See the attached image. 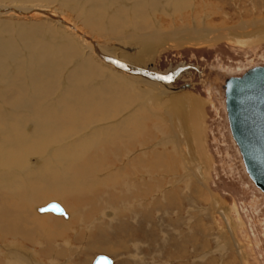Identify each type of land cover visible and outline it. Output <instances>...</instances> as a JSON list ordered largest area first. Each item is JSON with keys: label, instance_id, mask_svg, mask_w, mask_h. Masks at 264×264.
<instances>
[{"label": "rangeland", "instance_id": "1", "mask_svg": "<svg viewBox=\"0 0 264 264\" xmlns=\"http://www.w3.org/2000/svg\"><path fill=\"white\" fill-rule=\"evenodd\" d=\"M76 1L70 0L69 2L75 4L74 2ZM133 1L115 0L112 3L110 0H91V2H94V6L97 4L98 12L100 13L101 11L100 16L103 17L102 20L100 19L103 22H97V24L93 22L94 25L87 28L90 32L91 30L94 32L90 36H93L99 42V49L103 46L113 48V43L118 40L117 38L125 35L123 33V25L121 26L122 28L117 29L118 27L112 23L111 18L116 12L128 9L126 19L128 22L126 27L128 28L126 29H138L133 23H135L138 17L135 14H139V11L134 14L135 8ZM58 2L59 4H57ZM58 2L53 5L61 11L60 1L58 0ZM130 3H132L131 6ZM144 3L145 5H142V8H146V6L147 8L141 16H146L144 14H147L150 17L152 12L154 17V22L145 30H157L164 35L181 32L182 35L187 37H183L176 42L167 41L161 43L159 47L160 51L156 56L155 62H152L150 64L151 66L146 67V69H144L145 67H140L141 69L139 71L147 73L153 71L160 74V72L167 70L178 69V72L171 79H165V82H171L173 84V91H178L173 92L170 96H177L185 104V114L188 116L190 122L187 124L189 126L191 125V135L192 138L194 137L191 140L192 138L188 135L191 138L188 137L191 140V148L195 150L193 151V162L194 164L195 161L202 164L201 168H203L205 174L206 185L212 194L211 197L217 198L220 204L222 203L220 206L229 213L228 215L234 232L232 233L228 230L223 216L217 210H213L210 194L208 198L195 195L196 199L194 202L189 203L186 201L187 199H185L184 195L189 193L188 186L193 182V179L186 176L188 172L185 169L186 166H184V159L189 158L191 155L189 156L185 153V148L184 150L181 148L182 154L185 153L183 157L180 156L181 153H175L182 170L177 172L175 176L170 175L173 180L175 179L174 183H168V181H171L170 176H166L165 178L164 176H159L160 178H158L160 180H166V184L161 186L158 192H155L156 194L153 192L146 198V206L137 207L136 204L142 199L131 198V196H126L127 198H124L123 203H119L118 205L109 203L108 197L110 194L107 190L110 189L104 187L105 184L111 186L107 178L109 175L119 172V167L126 163L127 158L138 153L142 154L143 157L144 152L152 151V149L159 151H163L164 149L174 153L173 143L165 144L164 146L161 145L162 140H164L163 136L167 135L168 137L166 136V138L169 140L173 136L168 135L167 133L169 131L163 126V122L153 116L154 114L165 112V109L170 105V97H167L160 103L159 101L161 100H157L158 103L154 101L153 103H147V106H142L140 100L137 99V96H143L141 87L133 80L125 78L127 76L125 70L120 71L111 65L107 66V69L117 79L118 85L120 86L119 92L121 99L126 101V104L122 103V100L119 101L118 104H121L114 107L116 111L112 116L113 118H107L105 119L106 121H98L94 124L98 125L97 129L99 130L100 128L103 130L105 127L117 126L119 121L125 118L130 119L131 113L135 114L133 111L138 109L141 113L149 117L147 123L151 131L149 130L150 132L146 133L148 139L143 142L146 144L138 143L132 145L127 152L113 157V164L108 162L110 159L112 161V158L109 157L106 160L102 154H95L94 159L103 161L104 163L107 162L105 165L108 166L102 167L100 170L106 169L98 173H95L96 169L94 165L92 170H87L84 174L82 168L83 162L80 160L76 166L81 171L79 175L71 178L72 174L69 170L67 171V168L66 170L62 168L65 164V155L58 156L57 153L63 151L64 145L66 146L67 144L66 150L70 154L82 155L83 145L95 144L97 137H93V140L90 139L91 135H88L92 134L90 132L93 131L91 129L93 123L84 126L85 124L82 122L88 121L89 119H85L84 121V119H80L76 115V113H81L84 116L86 114V105L84 106L81 100L76 101L74 97L75 93L72 94L68 90L64 92L63 88L65 85L62 83L54 95L51 94L49 98H46L44 101L42 100V104L45 103V106H48L47 108L49 109L60 108V106L66 109L67 107L70 108L71 110L65 109L66 116L69 115L66 123L75 122V126L70 129L71 132L75 130V134L71 138L68 137L65 141L63 140L61 142L57 141L63 139L64 135L56 137L54 141L44 146L46 150H40V148L36 153L27 158L28 165L34 164L35 159H40V157L44 158L47 162L45 161L43 164L46 167L49 165L44 174L41 172L42 167L36 169L30 167V170L27 171L25 168L20 172L21 176L14 175L10 167H0V171L4 172L8 170L10 171L8 175H14L13 181H10L9 184H13L20 178L27 176L29 179H26L27 182L23 180L22 184H26V187L28 185H38L40 189L38 194L41 195L47 188L50 190L57 188L68 193L69 191H76L75 194L79 193V195L84 191V197L82 199L77 198L79 199L77 202L66 201V204L62 201V197L46 198L43 201L38 197L36 201H29L33 204L32 220L34 222L32 224L33 226H39L40 224L43 231H39L38 235L31 242L25 240V238L23 240V237L20 236L11 234L4 235L5 233L2 234L3 232H0V264H19L13 256L24 254L23 252H25L24 255L27 264H92L97 254H105L112 257L114 264H264V193L254 184L246 172L239 149L231 135L224 101L225 95L221 87L224 76L241 74L249 67L264 64V33L255 38H251V40L230 36L231 32H238L244 25L250 27L253 24H264V0H150V2ZM67 7L66 10L68 9ZM72 12L77 16L79 11ZM68 15L71 16V14ZM12 19L10 18L9 20L12 21ZM190 28L215 32H211L212 34L208 38H201L199 40L191 39L189 36L192 33L188 30ZM53 31V33L50 32L51 36H48L49 39L40 41V43L50 47L53 46L51 48H55L58 44L61 46L64 45V42H59L58 38L60 34L62 35V32L55 29ZM114 31L118 32L116 33ZM135 32H139V30L133 31L132 33ZM37 42H35V45H37ZM132 50L134 51L135 48ZM71 55L72 57H76L75 54ZM24 57L22 55V58H19L18 61H24ZM77 58L80 57H76L75 59ZM110 59L116 60V58ZM81 62L79 61V63ZM9 63L8 71L12 72L13 63L11 60ZM68 65L71 66V63ZM20 68L22 67L20 66ZM72 68H78V65H73ZM149 68L152 69L150 70ZM113 70H117V72ZM180 72H183L182 76L177 78ZM92 75L95 76L94 74ZM22 76L24 74L21 72L20 77L22 78ZM20 77L17 74L18 80ZM119 77L124 78V81L128 84ZM108 78L109 76L100 78L99 81H93L97 82V86L93 88L97 89L99 86L97 91H100L102 87H105L104 84ZM62 80L65 82V78ZM91 82L89 81V83ZM123 86L128 87V91ZM129 86L132 87V90ZM71 97L72 100L69 103L67 99H71ZM94 97L92 96L91 98ZM141 101L143 102L142 99ZM45 106L41 105L40 108L42 109ZM73 107L75 109L72 110ZM33 120L30 114L28 118L23 119L28 124L25 129L28 134H30L29 132H33L30 131L35 126L33 123L35 121ZM50 126L52 127L51 123H49L47 128L49 129ZM152 126L155 127L151 129ZM158 127H162L163 130L161 128L158 129ZM67 129L68 126L64 123L63 127L57 130L63 134V131ZM101 136L102 139L104 137V139H108L102 135V132ZM83 140L84 143L82 145L80 141L83 142ZM109 142L105 144L110 145L108 144ZM9 147L6 142L0 144V159H6V153L9 152ZM118 154L120 153L118 152ZM187 155L188 157H185ZM123 158H125L124 161H121ZM148 158L150 156H147L144 161H148ZM50 160L51 164L48 163ZM0 162L3 164L2 160ZM61 172L66 175L65 181L62 183L59 182L60 178L58 179L57 177L61 175ZM37 174L41 175L39 176L40 181L37 179ZM55 174L56 178L53 180L54 186L48 187L46 182L49 179L47 177H53ZM83 174L84 179L88 180V183L82 182L81 184V176ZM93 177H96L95 179L98 180L93 181ZM145 178H150L148 181L155 183L154 179L157 177L153 176L152 178L145 174ZM76 179H78L77 183L74 182ZM129 183L132 184V181L129 180ZM22 187L20 188L23 190L24 186ZM119 187L118 184H114L115 189L120 190ZM94 189H98V192L103 194L101 196L105 201H102L100 198L96 199L91 192L89 194V190L93 191ZM170 189L179 190V194L183 196V201H180L183 207L165 206L168 202H165L166 198H164L163 192H167ZM88 194L91 196L90 198L94 197L96 200H86L89 198H86ZM117 196L119 197L120 195L118 194ZM156 197L161 200L154 205V210H151L150 207L152 206L153 199ZM50 201H57L62 204L68 213V218L63 215L58 216L53 212L38 213L39 211L36 210L38 209L37 207L45 205ZM131 209L133 210L128 212ZM90 210L93 213H90ZM115 210L117 212L116 216L113 215ZM45 213L50 214L44 215ZM73 215L77 217L75 223H70L71 226L69 229L63 232L60 231V234L52 232L53 230L58 231L56 222L53 223L55 229L51 230L41 222L43 217H50L52 219L53 217L55 219L61 218V221L68 222L72 220ZM144 216H147L148 219L145 220ZM24 224L30 225L28 223ZM104 224H107V226ZM98 227L100 230L97 229ZM120 227L121 230L119 229ZM37 230L38 228H36V232ZM96 243H103L102 246L99 244L100 247L111 245V249L113 250L112 252H108L103 248H92V246L97 247L95 246Z\"/></svg>", "mask_w": 264, "mask_h": 264}, {"label": "bare ground", "instance_id": "2", "mask_svg": "<svg viewBox=\"0 0 264 264\" xmlns=\"http://www.w3.org/2000/svg\"><path fill=\"white\" fill-rule=\"evenodd\" d=\"M59 1L60 8L62 9L61 11L59 8L53 5L56 4L58 0H0V144L2 142H6L7 145L10 146L9 152L6 153V159H0L3 162V164L0 162V167H10L14 172V175L18 176H21L20 172L25 168L27 171L30 170V167H34L35 169L42 167L41 172L44 174L49 166L48 165L46 167L43 164L46 161L44 158L40 157V159H35L34 164L29 165L27 158L36 153V151H38L40 148V150H46L44 146L54 141L56 137H61L64 135L63 139L57 141L61 142L63 140L65 141V139L68 137L71 138L75 134V130L72 132L70 131V129L75 126V122L73 121L74 123H66V119L69 116H66V108L60 106V108L58 107L55 109H49L47 108L48 106H45V103L42 104V100L44 101L46 98H49V95L51 94L54 95L62 83H64L66 86L63 88L64 92L68 90V92L70 91L72 94L75 93L74 97L76 101L81 100V102L84 103V106L86 105V114L84 116L81 113H74H76L80 119H84V121L85 119H89L88 121L82 122L85 124L84 126L93 123L91 126L93 131L90 132L92 134L88 135H91L92 138L90 137V139L97 137L95 139L96 143L93 145H83L84 140L83 142L80 141V143L84 146L83 153H81L82 155L75 153L70 154V152L66 150L68 146L67 144L66 146L64 145L63 151L57 153L58 156L65 155V164L62 168L65 170L67 168V171L69 170V172L72 174L71 178L79 175L81 169H79L76 164L80 160L83 162L82 168L84 174L87 170H92L94 165L96 169L95 173H98L106 169L104 168L100 170L102 167L106 166L105 164H107V162L104 163L102 161V163L100 160L94 159L95 154H102L106 160L109 157L112 158V161H110V159L108 162L113 164V157L127 152L129 147L132 145L138 143L146 144L143 143L148 139L146 133L151 131L150 126L147 123V121H149V117L141 113L138 109L133 111L135 114L131 113L130 119L125 118L124 120L119 121L117 126H111L108 128L105 127L103 130L100 128L99 130L97 129L98 125L94 124L95 122H101L107 118H111L116 111L114 107H117L121 104H118V102L122 100L121 94L119 92L120 86L118 85V81L115 76L112 75L107 69V66L112 65L113 67L118 68L120 71L125 70L127 74L125 78L133 80L141 87V93L143 96H136L137 99L140 100L142 106H147V103H153L154 101L158 103L157 100H161L159 101L160 103L163 102L167 97H170V105H168L164 113L154 115L151 113L150 114L160 119L163 122V126L169 131L167 134L173 136V138L169 140L166 138L167 135L165 134L166 136H163L164 140H162L161 145L164 146L165 144L167 145L169 143H173L172 145L174 153L170 150V152H168L164 149L163 151L152 149V151L150 150L144 152L143 157L142 154L138 153L127 158L126 163L124 162L125 164L119 167V172L115 171L116 173L109 175L107 178L110 181L111 186L105 184L104 187L110 189L107 190L110 194L109 197L107 196L109 198V203L118 205L119 203H123L126 196H131V198L142 199L136 204L137 207L146 206V198H148V196L153 192H158V189L166 184V180H160L159 178L161 176H164V178L170 175L175 176L177 172L182 170L175 154L177 152L178 154L181 153L180 156L182 157L185 153H187L189 156L191 155V158H183L185 161L184 166H186L185 169L188 172L186 176L193 179V182L188 186L189 193L184 195L185 199H187L186 201L189 203L194 202L196 199L195 195L198 197L208 198L210 194L211 197L212 194L206 185L205 174L203 168H201L202 164H200V162L197 163L196 161L194 164L193 162V151L195 150L191 148V140H193L194 137L192 138L191 135V125H188L190 122L188 120V116L185 114V104L177 96H170L173 92H178L173 91V84L171 82L166 83L165 79L159 78L172 77L178 72V69L167 70L165 72H160V74L153 71H149L150 73L139 71L141 69L140 67H145L144 69H146V67L151 66L150 64L152 62H155L156 56L160 51L159 47L161 43L167 41L176 42L187 36L182 35L181 32L165 34V36L163 33L162 35L161 32L157 30H145L154 22L152 12L150 17H148L147 14H144L146 16H141L147 8V6L146 8H142V5H145L144 2H150V0H134V14L138 11L139 14H135V16L137 15L138 17L136 16L137 18L133 24L134 26H137L136 28L138 29H126L128 28L126 27V24L128 23L126 20L128 16V9H125V11L121 10L116 12L111 18L112 23L118 27L117 29L123 25V33H125V35L117 38L118 40L113 43V48L103 46L99 49V42L93 36H90L91 34H94V32L92 30L91 32L87 30L88 27H92L94 25L93 22L96 24L97 22H103L101 21L103 17L100 16L101 11L100 13L98 12L99 9L96 6L97 4L94 6V2H91V0H77L74 2L75 4L69 2L70 0ZM110 1L113 3L115 0ZM57 4H59V2ZM116 4L115 6H117ZM131 5L132 3H130V6ZM66 7L68 8L67 10ZM72 11L79 12L76 16ZM68 14H71V16ZM130 14L132 15V13ZM10 18H13L12 21L9 20ZM53 29L62 32V35L60 34L58 38L59 42H64V45L61 46L57 43L58 45L56 47L54 46L55 48H51L53 46L50 47L46 46V44L40 43V41H44L48 38V36H51L50 32H52ZM137 30H139V32L132 33L133 31ZM188 30H190L192 33L189 38L198 40L201 38H208L210 34L215 32L210 30L200 31L191 28ZM114 32L117 33L118 31ZM262 33H264V24H253V26L250 27L248 25H244L241 30H238V32H231L230 36L232 35L233 37H241L243 39L251 40V38H255ZM36 39L39 41L37 42ZM35 42H37V45H35ZM134 48L135 50L133 51L132 49ZM71 54H75L76 57L80 58L75 59L76 57H72ZM22 55L25 56V59L24 61H21V64L20 60L18 61V59L22 58ZM110 58H116V60ZM10 60L13 63L12 72L8 71L10 66L8 63ZM73 60L74 62H72ZM79 61L82 62L79 63ZM69 63H71V66L68 65ZM76 64L78 65V68H72V66ZM20 66L22 68H20ZM113 71L117 72V70ZM21 72L24 74L22 78L20 77ZM182 73L183 72H180L177 78L181 77ZM17 74L18 77H20L19 80L17 79ZM108 76L109 78L107 80L105 79V87H102L100 91H97L99 86L97 89L93 88L97 86V82L93 81H99L100 78ZM63 78H65V82L62 80ZM119 78L124 81V78ZM89 81L92 82L89 83ZM124 82L128 84L126 81ZM123 87L128 91V87ZM130 88L132 90V87ZM92 96L95 97L91 98ZM95 99L97 100L95 101ZM67 100H69V103H71L72 97L71 99L68 98ZM122 103L126 104V101H123ZM41 105H44L45 107L41 109ZM147 108L145 109L147 112H149ZM67 109L70 108L67 107ZM73 109L75 108L73 107L72 110ZM29 114L31 118L34 119L33 121H35L33 122L35 126L30 130L33 132H29L30 134H28L25 130L28 124L23 121V119L28 118ZM49 123L52 124V127L50 126L48 129L47 126ZM64 123L67 124L68 129L63 131V134H61L58 130L63 127ZM154 127L155 126H152L151 129ZM160 128L163 130L162 127H158V129ZM101 132L102 135L106 136L108 139H104L105 137L102 139V136L100 137ZM160 132L162 131L160 130ZM188 137L191 140H189ZM117 138H119V140H117ZM115 139L116 141H114ZM130 139H132V141H130ZM106 142H109L108 144L110 145H106ZM192 144L194 145V143ZM82 145L80 146L82 147ZM181 148L183 150L185 148L184 154H182ZM118 152L120 154H118ZM188 155L185 157H188ZM147 156H150V158H148V161L145 162L144 159L147 158ZM124 159L125 158H123L121 161H124ZM48 163L51 164V160L48 161ZM134 165L136 166L134 167ZM8 174H10V171L8 170L4 172L0 171V232H3L2 234L5 233L4 235L11 234L14 236H20L23 237V240L25 238V240L30 242L34 239V237H36V235H38V232H42L43 229L40 224L39 226H33V204H31L29 201H36L38 197H40V200L42 201L46 198L62 197V201L66 204V201L77 202V200H79L77 198L82 199L85 194L84 191L81 195H79V193L75 194L76 191L71 192L67 190L69 191L68 193L57 188L52 190L47 188V190L41 195L38 194V191H40L38 185H28L29 187H26V184H22L23 180L26 181V179H29L27 176H25V178H20L13 184H9L10 181H13L14 175L10 176ZM84 174L81 176V184L82 182L88 183V180L84 179ZM145 174L152 178L153 176H156L157 178L154 179L155 183H150L148 181L150 178L146 179ZM39 176L41 175L37 174V179L40 181ZM57 177L58 179L60 178V183L64 182L66 179V175L63 172H61V175ZM47 178L50 181L46 182L47 186H54L53 180L56 178V174L53 175V177L48 176ZM95 178L96 177H93V181L98 180ZM170 179V182L167 180L168 183H174L175 179L173 180L171 176ZM77 180L78 179H76L74 182L77 183ZM129 180L132 181V184L129 183ZM185 183L187 182L185 181ZM21 184L24 186L23 190ZM114 184H118L120 186V190L115 189ZM98 191V189H94L93 191L89 190V194L91 192L94 194L96 199L100 198L102 201H105L101 196L103 194H100ZM179 193V190L177 191L176 189H170L167 192L164 191L163 196L166 198L165 202H168L165 204V206L172 205L173 207L179 208L182 203L180 201H183V196H181ZM89 194L86 195V198L89 197L86 200H96L94 197L90 198L91 196ZM118 194L120 195L119 197L117 196ZM159 200L161 199L158 197L153 199L152 206L150 207L151 210H154L153 207ZM211 202L213 210H217L220 215L223 216L227 223L226 226L228 227V230L233 233L234 228L231 226L232 224L228 215L229 213H227L226 210L220 206L222 203L220 204L218 199L215 197H211ZM181 207H183V205ZM132 210L133 209L129 210L128 212H131ZM90 213L93 212L91 211ZM46 214L50 213H45L44 215ZM113 215H117L116 210ZM76 218V215H73L72 220L63 222L60 220L61 218L55 219L53 217L52 219L50 217H43L41 222L50 228V230L55 229V225L53 223L56 222V228L58 227L59 232L56 230H53L52 232L60 234V231L63 232L64 230H68L71 224L75 223ZM144 218L145 220L148 219L147 216H144ZM24 223H28L32 226L26 225ZM105 226H107V224ZM36 228H38L37 232ZM97 229H99V227ZM119 229L121 230V227ZM99 244L101 246L103 245V243H96L95 246L97 247L92 246V248H103L108 252H112L113 249H111V245L100 247ZM23 253L25 254V252ZM24 254H17L13 257H15L19 264H27Z\"/></svg>", "mask_w": 264, "mask_h": 264}, {"label": "water", "instance_id": "3", "mask_svg": "<svg viewBox=\"0 0 264 264\" xmlns=\"http://www.w3.org/2000/svg\"><path fill=\"white\" fill-rule=\"evenodd\" d=\"M222 81L231 135L247 174L264 193V64L249 67L241 74L224 76ZM38 211L68 215L57 201L38 207ZM93 264H114V259L97 254Z\"/></svg>", "mask_w": 264, "mask_h": 264}, {"label": "snow or ice", "instance_id": "4", "mask_svg": "<svg viewBox=\"0 0 264 264\" xmlns=\"http://www.w3.org/2000/svg\"><path fill=\"white\" fill-rule=\"evenodd\" d=\"M160 79H171V77H159Z\"/></svg>", "mask_w": 264, "mask_h": 264}]
</instances>
